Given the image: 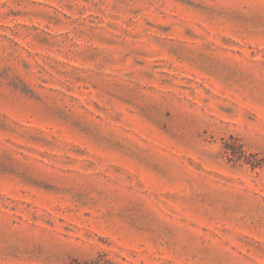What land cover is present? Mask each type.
<instances>
[{
    "label": "rangeland",
    "instance_id": "1",
    "mask_svg": "<svg viewBox=\"0 0 264 264\" xmlns=\"http://www.w3.org/2000/svg\"><path fill=\"white\" fill-rule=\"evenodd\" d=\"M0 264H264V0H0Z\"/></svg>",
    "mask_w": 264,
    "mask_h": 264
}]
</instances>
